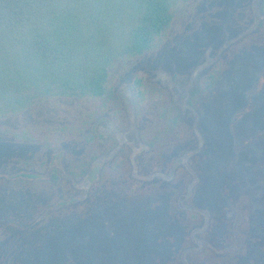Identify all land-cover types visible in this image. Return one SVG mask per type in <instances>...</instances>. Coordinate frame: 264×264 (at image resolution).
<instances>
[{
  "label": "rangeland",
  "instance_id": "obj_1",
  "mask_svg": "<svg viewBox=\"0 0 264 264\" xmlns=\"http://www.w3.org/2000/svg\"><path fill=\"white\" fill-rule=\"evenodd\" d=\"M262 3L181 6L161 51L115 67L120 114L96 119L91 141L49 129L52 149L19 147L0 132V264H264ZM137 74L183 117L153 131V147L140 134ZM53 105L1 126L40 136L57 122Z\"/></svg>",
  "mask_w": 264,
  "mask_h": 264
},
{
  "label": "trees",
  "instance_id": "obj_2",
  "mask_svg": "<svg viewBox=\"0 0 264 264\" xmlns=\"http://www.w3.org/2000/svg\"><path fill=\"white\" fill-rule=\"evenodd\" d=\"M194 1L198 0H0L1 134L19 147L38 144L52 149L57 139H47L49 129L52 137L91 141L88 131L96 119L110 110L115 119L120 114L113 84L115 67L161 51L179 9ZM253 1L257 2L249 0ZM261 10L264 14V0ZM217 74L212 70L203 87H213ZM131 87L137 117L142 120L140 134L148 146L157 140L153 131L183 125L181 111L166 89L139 74ZM54 101L79 107L70 109ZM53 104L59 113L54 114V124L60 126L50 124L40 136L30 126L16 131L1 126L35 113L37 107L54 108ZM121 157L113 161L116 168L125 160ZM70 174L76 176L73 171Z\"/></svg>",
  "mask_w": 264,
  "mask_h": 264
}]
</instances>
